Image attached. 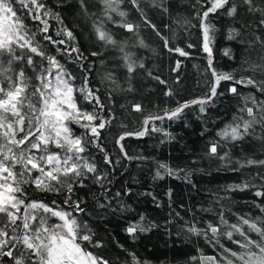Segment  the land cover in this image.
<instances>
[{"label":"snow or ice","instance_id":"snow-or-ice-1","mask_svg":"<svg viewBox=\"0 0 264 264\" xmlns=\"http://www.w3.org/2000/svg\"><path fill=\"white\" fill-rule=\"evenodd\" d=\"M77 3L81 15L90 21L97 41L120 54L117 68L103 77L109 87L107 107L98 95L99 89L89 85L88 69L84 68L87 57L75 46V34L64 24L61 14L49 7L45 0H0V264H5V261L7 264H117L95 251L103 248L104 244L101 240H94L95 233L86 221L78 219L76 214L85 212L81 207L83 201H72L71 194L76 185L86 187L84 181L89 177L101 186L107 180L108 174L100 172L95 159L88 155V149L94 145L104 154V161L113 164L112 157L103 147L101 134L117 119L110 107L114 103V93H136L138 89L133 81L139 80L143 71L146 78L163 86L165 97L175 98L179 94L176 86L181 83V60L175 61L172 71L176 75L169 84L167 79L146 68L143 58L134 51L137 47H149L140 35L143 25L155 32L169 52L181 57L189 56L184 48L169 47V37L152 23L145 6H142L167 15V0H95V3L77 0ZM92 7L98 8V12L89 11ZM193 7L198 9L195 19L201 32L202 50L207 54V67L204 69L206 91L192 99L174 100V107L166 106L157 112L148 111L138 101L120 105L123 109L130 107L132 112L139 113L142 120L133 131L126 130L127 125L121 124L125 130L115 137V144L124 158L142 159L128 155L123 143L126 138H142L152 132H162L171 138V134L163 127H157L156 122L179 120L185 110L193 107L205 113L224 96L222 83L230 82L227 92L240 98L241 105L232 121L216 133L218 139L209 142L206 155L219 159L224 166L232 165L231 171L259 169L249 179L229 185L228 190L255 189L256 197H264V158L244 156L233 160L228 148L229 144L235 146L249 139L264 145V100L257 99L255 93L244 95L238 91V86L243 85L264 94V0H196ZM129 8L140 17L141 23L128 19ZM219 15L227 16L233 25H239L228 29V39H239L246 51H258V63L243 62L246 65L243 70L252 75L237 79L234 71L225 72L213 66L212 51L218 29L210 18ZM26 19L34 23L29 25ZM50 21H56L58 25L55 35L66 39L53 38ZM177 23L185 29L197 26L187 19ZM110 24L130 33L131 42L117 40L108 27ZM44 42L79 64L83 70L80 85L76 84L77 77L48 51ZM186 47L191 49L194 45ZM102 54L92 52L91 56ZM225 55H230L229 49L225 50ZM17 64L21 66L17 68ZM25 66L32 75L28 74ZM119 68L124 69L123 82L116 75ZM77 96L89 108L81 107ZM72 125H79L84 131L77 135ZM115 163L119 164L120 160ZM182 172L183 179L191 182V170L158 163L154 179H163L165 175L179 179ZM257 179L260 181L258 185L255 183ZM29 186L37 192H64L63 204L72 210L68 211L54 200L49 204L42 199L31 198ZM167 195L171 199V189ZM99 206L105 207L103 204ZM255 206L260 209L261 216L236 215L234 222H230L225 210L221 209L215 222L207 221L204 227H199L198 222H185L186 232L202 236L213 248L219 249L216 255L201 252L199 256L191 257V261L194 264H264V203H256ZM52 218L58 222L50 223ZM155 226L152 223L146 226L145 217L140 215L124 230L135 239L139 233L150 231ZM222 238L236 245V249L222 244ZM119 247L123 249V245ZM128 256L130 260L126 264H147L135 252L128 253Z\"/></svg>","mask_w":264,"mask_h":264},{"label":"trees","instance_id":"trees-1","mask_svg":"<svg viewBox=\"0 0 264 264\" xmlns=\"http://www.w3.org/2000/svg\"><path fill=\"white\" fill-rule=\"evenodd\" d=\"M45 2L61 14L64 24L74 32L75 46H78L87 57L84 68L88 69L89 85L99 89L98 95L107 107L106 96L109 87L103 77L105 73L119 65L118 50L111 47L105 48L97 41L90 21L80 13L77 0H45ZM90 2L95 3V0ZM194 4L196 0H167L169 7L167 15H161L159 10L142 5L145 6L152 23L157 25L163 35L169 37V47L179 46L190 53L188 57H181L174 52H169L155 32L141 25L140 35L149 47H137L134 51L138 57L143 58L146 68L151 69L154 75L167 79L169 84L176 75L172 71L175 61L181 60L179 73L181 83L176 86L179 94L175 98L165 97L163 86L146 78L143 71L140 73V79L133 81L138 89L136 93H114L112 96L114 103L110 107L117 119L101 134V142L112 157L113 164H107L104 161V154L94 145L88 149V155L95 159L100 172L108 174L107 180L101 186L89 177L84 181L86 187L76 185L71 194L72 201H83L81 207L85 209V212L77 213L78 219L86 221L95 233L94 240H101L104 244L103 248L95 251L116 261L117 264H126V261L130 260L128 253L131 252H135L147 264H194L191 257L199 256L201 252L204 255H216L219 249L213 248L202 236H194L186 232L185 222H198L199 227H204L207 221L215 222L216 214L221 209L225 210L230 222H234L236 215H262L255 204L264 203V197H256L255 189L228 190L229 185L239 184L242 180L249 179L259 169L245 168L240 171H231L232 165L224 166L219 159L206 155L209 142L218 139L216 133L232 121L233 115L241 105L240 98L227 92L230 82L222 83L221 90H224V96L218 98L205 113H200L197 107H193L185 110L183 117L179 120L165 119L163 122H156V126L163 127L167 133L171 134V138L162 132H152L142 138H126L123 143L128 155L142 157V159L124 158L115 144V137L125 130L121 128V124L127 125L126 130L133 131L140 126L142 120L139 113L132 112L130 107L123 109L120 105L138 101L143 103L148 111L157 112L166 106L174 107V100L192 99L206 91L204 69L207 67V54L202 50L201 32L195 19V12L198 9L193 7ZM89 11L98 12V8L92 7ZM128 11L130 21L141 23L140 17L131 8ZM184 19L190 20L197 26L185 29L182 24L177 23L178 20ZM210 19L218 29L212 51L213 66L225 72L234 71L237 79L252 75L251 72L243 70L246 68L243 62L249 60L258 63V51H246L239 39H228V29L233 26L239 27V25H233L231 18L224 15ZM25 22L29 25L34 23L29 19ZM50 23L52 24L50 34L53 38L66 39L55 35V29L58 26L56 21H50ZM108 27L116 35L117 40L127 39L131 42L132 36L126 30L111 24ZM44 43L48 51L56 55L61 63L65 64L77 77L76 84L80 85L83 70L79 64L74 63L69 56H62L56 51L55 46ZM72 43L69 42V44ZM188 44L194 47L189 49L186 47ZM226 49L230 50V55H225ZM92 52L103 54L91 56ZM89 65H91L90 69ZM20 66L16 65L17 68ZM25 69L29 75H32L26 66ZM116 75L123 82L124 69L119 68ZM257 78H259L258 75ZM148 89L152 91H147ZM238 91L244 95L255 93L257 99L264 100V94H260L250 86H238ZM77 100L81 107L89 108L79 96ZM104 114L107 115V111ZM72 128L77 135L84 131L79 125H72ZM228 148L231 150L233 160L244 156L264 158V145L254 139L235 146L229 144ZM117 159L120 160L119 164L115 163ZM158 163L191 170L189 177L191 182L183 179V172L180 173L179 179L166 175L163 179H154ZM255 183L258 185L260 181L257 179ZM169 189L172 191L171 199L167 195ZM29 193L33 199H42L49 204L54 200L68 211L72 210L71 207L63 204L66 198L64 192H37L29 186ZM101 204L105 207H100ZM204 209H211V211H204ZM140 215L145 217L146 226L149 223L156 226L150 231L139 233L133 239L124 229L129 222L138 220ZM56 222H58L56 218L50 220V223ZM253 238H256L255 234ZM221 243L236 249V245L224 238L221 239ZM85 245L88 246L87 242ZM119 245H123V249ZM124 249H127V252Z\"/></svg>","mask_w":264,"mask_h":264}]
</instances>
